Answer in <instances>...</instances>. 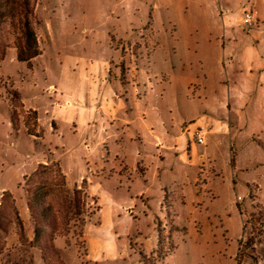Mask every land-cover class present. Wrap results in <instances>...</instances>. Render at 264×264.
Instances as JSON below:
<instances>
[{
	"label": "rangeland",
	"instance_id": "374dc122",
	"mask_svg": "<svg viewBox=\"0 0 264 264\" xmlns=\"http://www.w3.org/2000/svg\"><path fill=\"white\" fill-rule=\"evenodd\" d=\"M30 1L40 54L0 58V264H264V0ZM209 51L250 66L242 98L192 95ZM41 163L92 211L47 260L23 189Z\"/></svg>",
	"mask_w": 264,
	"mask_h": 264
},
{
	"label": "trees",
	"instance_id": "16d2710c",
	"mask_svg": "<svg viewBox=\"0 0 264 264\" xmlns=\"http://www.w3.org/2000/svg\"><path fill=\"white\" fill-rule=\"evenodd\" d=\"M34 24V8L30 0H0V58L9 47L15 48L16 58L21 62H30L37 57L40 50ZM23 189L34 220L33 240L47 260L44 251L48 247L54 249V238L67 236L70 231L76 234L74 228L80 230L84 224L85 218L80 215L92 213L85 208L87 193L66 186L58 163L38 164L30 175L24 177ZM5 201L14 205L13 196L8 191L3 192L2 203ZM42 239L44 245H41Z\"/></svg>",
	"mask_w": 264,
	"mask_h": 264
},
{
	"label": "crops",
	"instance_id": "0c3cea01",
	"mask_svg": "<svg viewBox=\"0 0 264 264\" xmlns=\"http://www.w3.org/2000/svg\"><path fill=\"white\" fill-rule=\"evenodd\" d=\"M203 1V0H202ZM219 0H204L203 3H206L207 6H214L215 2H218ZM208 52V51H206ZM195 58H188V63L190 65H192L193 63L196 64L199 67V81L200 83L198 84L199 87H197V85L193 86V84L191 85L193 90L192 95L193 96H197L201 97L204 96L205 97V102L208 103H221V104H226L227 102H231V94H232V88L234 87L235 89L238 88V90H235L233 93V96L235 98H242L244 96V93L247 89V74L248 72H250L251 68L250 66L247 67V69L245 71H239L236 67H234L231 64L226 65L225 63H223L222 61H220L221 59L218 57L217 54L213 55V51L209 53H202V54H195L193 55ZM183 67H186L187 64V60L186 58L183 59ZM228 72H227V70ZM225 75H229L228 80H230L231 82V86H228V89L225 90V82H223ZM194 79H191V81H193ZM201 83H202V88H201ZM220 83L222 85L221 88H217V84ZM195 87V88H194ZM211 87L212 90H209L208 92L205 90L203 91V88H209ZM244 89V92H243ZM176 93H179L180 91L177 90L175 91ZM173 93V92H172ZM181 93V92H180ZM174 94V93H173ZM172 94V95H173ZM178 97H181V95H179ZM204 114L206 115H210V117H213L215 114L213 113H207L204 112ZM186 129L188 127H185ZM211 132V130L209 131V133ZM208 133V134H209ZM183 134V132H181V134L179 135H175L173 139L170 140V143H168V147L167 149L170 150L169 148H171L170 151L176 149L178 143H179V137H181ZM206 135V133H205ZM196 140V138H195ZM207 141V139H206ZM204 143H205V137H204ZM202 143V144H204ZM201 144V143H200ZM175 147V148H173ZM233 153V152H232Z\"/></svg>",
	"mask_w": 264,
	"mask_h": 264
},
{
	"label": "built area",
	"instance_id": "2783aa9c",
	"mask_svg": "<svg viewBox=\"0 0 264 264\" xmlns=\"http://www.w3.org/2000/svg\"><path fill=\"white\" fill-rule=\"evenodd\" d=\"M255 14H256V11L253 10L252 8L244 10V14L242 17L243 24L248 27L253 26L254 24L253 20H254ZM204 136H205V131L202 129H198L195 134L196 141L201 144L204 143Z\"/></svg>",
	"mask_w": 264,
	"mask_h": 264
}]
</instances>
